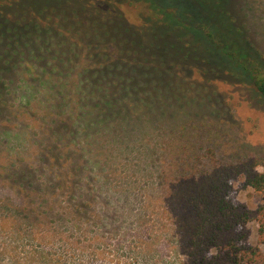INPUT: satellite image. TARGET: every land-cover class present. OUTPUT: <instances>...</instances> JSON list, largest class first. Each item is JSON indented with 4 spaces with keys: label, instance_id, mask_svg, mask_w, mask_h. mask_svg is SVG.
I'll list each match as a JSON object with an SVG mask.
<instances>
[{
    "label": "trees",
    "instance_id": "trees-1",
    "mask_svg": "<svg viewBox=\"0 0 264 264\" xmlns=\"http://www.w3.org/2000/svg\"><path fill=\"white\" fill-rule=\"evenodd\" d=\"M20 1L8 0L6 7L0 6V47H4L0 58L12 60L14 50L30 42L52 45L58 55L67 53L71 60L81 54L88 61L84 76L90 94L103 114L88 122L92 125L115 130V123L131 113H163L173 105V95L180 103H194V89L198 88L194 74L202 81L233 85L251 106H264V55L255 49L230 10L234 0ZM125 5L136 11V21L126 18ZM7 71V67L0 68V95L7 94L6 101L0 100L4 103L0 118L14 103L23 108L30 105L23 102L29 99H23L22 90L11 87L16 78L5 79ZM56 75H62L57 78L56 95L73 101V89L63 86L72 79V73L60 71ZM37 93L31 96L33 100ZM33 105L29 107L35 112ZM41 107L48 109L46 101ZM53 107L67 115L56 117L49 110L47 134L57 142L46 157L53 164L40 170L34 162L20 165L17 159L0 172V182L15 186L16 192L27 198L31 196L27 189L35 193L46 190L47 195L51 190V199L43 194L35 199L37 212L48 216L58 212L60 217L61 201L67 203L77 196L74 203H67L74 208L70 217H76L84 207L78 200L80 175L83 170L94 173L100 161L91 147L81 145L65 148L64 158L81 150L86 156L59 165L57 152L63 149L65 139H74L83 126L68 117L67 104L55 102ZM197 128L194 124L182 126L162 141L164 157L171 163L162 170L160 183L173 212L185 264H264L258 246L248 244L247 230L249 223H255L257 244L264 245V195L252 210L233 200V182L237 179L245 188L264 191V173L256 171L260 162L247 159L211 167L200 164L199 152L206 138Z\"/></svg>",
    "mask_w": 264,
    "mask_h": 264
},
{
    "label": "rangeland",
    "instance_id": "rangeland-1",
    "mask_svg": "<svg viewBox=\"0 0 264 264\" xmlns=\"http://www.w3.org/2000/svg\"><path fill=\"white\" fill-rule=\"evenodd\" d=\"M33 1L36 2L20 3ZM7 3L8 0H0V6L5 4L1 8ZM123 8L126 18L136 21V11L127 5ZM229 8L255 49L264 55V0H234ZM13 17L9 15L10 19ZM3 52L4 47H0V54ZM87 64L81 54L71 60L67 53L58 55L52 45L35 42L14 50L12 60L0 58V68L8 69L5 79L16 78L11 87L22 90L23 99L33 103L23 102L36 103L34 112L30 105L24 104L23 108L13 102L0 118V172L17 159L20 165L34 162L40 170L53 164L46 157L57 142L47 134L51 125L49 113L67 116L53 107L55 102L67 104L68 117L83 126L74 139H65L63 149L57 152L59 165L86 156V151L81 150L64 158L66 149L81 145L91 147V153L100 161V168L94 173L83 170L80 175L78 200L84 207L76 217H70L74 208L69 205L77 196L67 202L69 205L61 201L60 217L58 212L48 216L46 212H37L35 199L40 194L51 199V190L47 195L46 190L35 193L27 189L31 194L27 198L20 191L17 193L15 186L0 182V264H185L173 212L160 183L162 170L171 163L164 157L162 141L180 127L194 124L205 132L206 138L199 152L200 164L211 167L257 160L260 163L256 171L264 173V106H251L233 85L202 81L194 74L193 82L198 84L194 103H180L173 95L168 111L131 113L126 120L115 123V130L102 129L88 123L103 114L84 76V72L86 76L88 73ZM60 71L72 73V79L63 86L73 89V101L56 95L57 78L62 76L56 72ZM35 92L38 98L33 100ZM6 97L4 93L0 100L6 101ZM2 101L0 106L4 105ZM42 101H46L47 110L41 107ZM263 195L264 191L258 193L243 187L241 179L233 182V200L237 204L255 209ZM247 230L248 244L258 246L264 256V245L257 244L256 224L249 223Z\"/></svg>",
    "mask_w": 264,
    "mask_h": 264
}]
</instances>
